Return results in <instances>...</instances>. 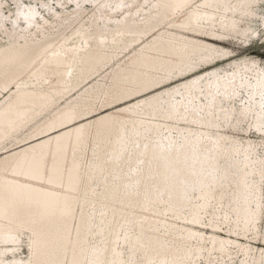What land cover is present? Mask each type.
<instances>
[{
    "label": "bare ground",
    "instance_id": "bare-ground-1",
    "mask_svg": "<svg viewBox=\"0 0 264 264\" xmlns=\"http://www.w3.org/2000/svg\"><path fill=\"white\" fill-rule=\"evenodd\" d=\"M8 1L0 264H264V0Z\"/></svg>",
    "mask_w": 264,
    "mask_h": 264
},
{
    "label": "rangeland",
    "instance_id": "rangeland-1",
    "mask_svg": "<svg viewBox=\"0 0 264 264\" xmlns=\"http://www.w3.org/2000/svg\"><path fill=\"white\" fill-rule=\"evenodd\" d=\"M20 1H22L23 3H25V4H27V5H34V6H36V7H38V8H40V6L42 5L40 2H39V0H20ZM42 1H44L46 4H48L50 7H52L51 5L56 1V0H42ZM13 2H17V0H10V1H8V2H6L4 5L5 6H7V8H6V11L5 12H7L9 9L10 10H12V9H14V6L15 5H12L11 3H13ZM9 4H11V5H9ZM55 9V8H54ZM53 9V10H54ZM90 10H92V9H88L87 10V12L83 15V17H82V20H86V14H88L89 12H90ZM53 13V11L52 10H47L46 12H43V11H41V15L42 16H44L46 19H48V18H50V14H52ZM184 13H186V12H184ZM184 13H182V15L184 14ZM38 19H39V21L41 20V18H39L38 17ZM164 24V25H163ZM163 24H161V29H160V32L157 34V35H165V33L166 32H168L167 31V29H168V26L167 25H165V23H163ZM245 24H247V21L246 20H244V23L242 24L243 26H245ZM256 27H257V30H258V32L259 31H261V29H262V27H259L258 25H260L259 24V22H256ZM162 27H163V29H162ZM8 28L10 29L11 28V26L9 25L8 26ZM259 28H260V30H259ZM189 29H190V27L188 28V31H189ZM191 29H197L196 28V26H195V28H191ZM260 34H262V33H260ZM166 36V35H165ZM155 37H152V38H150L147 42H145L143 45H146V44H150L152 41H153V39H154ZM193 39H194V37H192ZM196 39V38H195ZM200 41H202L201 39H197V41H193V42H195V43H197V44H199V42ZM229 49H231V50H233L234 51V53H235V55L237 56V57H242V56H244L245 58H247V59H253V60H256V61H258V63H260L261 65H264V42L263 43H254V44H252V46L251 47H249V48H240V47H238L237 45H229V46H227ZM137 51L139 50V48L138 49H136ZM130 55H128V56H126L125 58H121V60L120 61H118V62H116V64L118 65V64H121L125 59H127V57H129ZM116 66V65H115ZM111 72V69H109L108 71H106L105 73H103L102 75H98V76H94L93 78H92V83H90V86H95V85H97V84H106L107 83V79H108V74ZM172 87V86H171ZM168 88H165V89H163V91H165V90H167ZM75 94H77V93H75ZM79 96H81V97H83L84 96V93H83V91H81V92H78V94L77 95H75V97L74 98H72V99H70L69 100V98L71 97V95L70 96H68V97H66V99L65 100H63V101H61L60 103H59V105H57L58 107H56V109H60V108H63V107H65L66 105H68V103L70 104L71 102H73L75 99H77ZM6 98H8V97H6ZM62 105V106H61ZM54 107H52L51 109H49V111L48 112H46L45 111V113H43L42 115H41V119H44L45 117H47L48 115H51V110L53 109ZM45 116V117H44ZM43 117V118H42ZM36 121H33L31 124H29L28 126H27V128L22 132V134H21V136H23V135H26V134H28L29 132H30V130L29 129H31L33 126H35L36 125V123H35ZM227 132L230 134V135H233V136H236V135H241V134H243L244 133V131H245V125L244 124H241V123H236V122H234V123H232L231 125H229L227 128ZM263 189H264V187H263ZM79 203V202H78ZM80 204V203H79ZM258 228H259V232H260V234L261 235H264V211H263V214H262V218H261V220L259 221V225H258ZM23 238V243L21 244V247H20V249H19V258L20 259H22V260H24V259H26L27 258V245H26V237L24 236V237H22ZM255 247H257V248H259V249H264V246H262V245H256ZM127 252H128V250L127 249H124L123 250V253H124V256H126V254H127ZM105 255H103L102 257H104ZM106 257V256H105ZM104 257V258H105ZM131 263V260L129 261V263H127V264H130ZM131 264H137L136 262H132ZM198 264H200V263H198ZM201 264H205V261L204 260H202V263Z\"/></svg>",
    "mask_w": 264,
    "mask_h": 264
}]
</instances>
